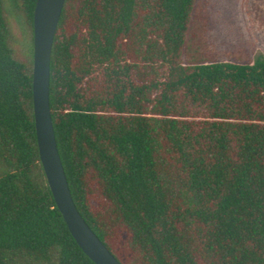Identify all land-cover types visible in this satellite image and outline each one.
<instances>
[{
    "label": "trees",
    "instance_id": "16d2710c",
    "mask_svg": "<svg viewBox=\"0 0 264 264\" xmlns=\"http://www.w3.org/2000/svg\"><path fill=\"white\" fill-rule=\"evenodd\" d=\"M35 2L0 0V264H96L39 158ZM194 3L64 0L56 26V146L76 209L121 264H264V60L190 53Z\"/></svg>",
    "mask_w": 264,
    "mask_h": 264
},
{
    "label": "water",
    "instance_id": "95a60500",
    "mask_svg": "<svg viewBox=\"0 0 264 264\" xmlns=\"http://www.w3.org/2000/svg\"><path fill=\"white\" fill-rule=\"evenodd\" d=\"M63 3L64 0H36L33 11L31 91L39 158L56 206L80 248L96 264H121L76 209L56 146L49 108V62Z\"/></svg>",
    "mask_w": 264,
    "mask_h": 264
},
{
    "label": "rangeland",
    "instance_id": "374dc122",
    "mask_svg": "<svg viewBox=\"0 0 264 264\" xmlns=\"http://www.w3.org/2000/svg\"><path fill=\"white\" fill-rule=\"evenodd\" d=\"M192 21L190 53L196 45L211 61L264 60V0H195Z\"/></svg>",
    "mask_w": 264,
    "mask_h": 264
}]
</instances>
